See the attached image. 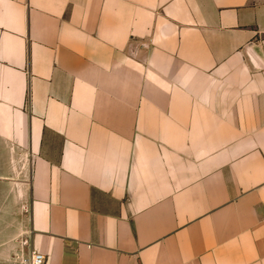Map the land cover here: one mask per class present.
Here are the masks:
<instances>
[{
  "label": "crops",
  "instance_id": "crops-1",
  "mask_svg": "<svg viewBox=\"0 0 264 264\" xmlns=\"http://www.w3.org/2000/svg\"><path fill=\"white\" fill-rule=\"evenodd\" d=\"M264 264V0H0V264Z\"/></svg>",
  "mask_w": 264,
  "mask_h": 264
},
{
  "label": "built area",
  "instance_id": "built-area-1",
  "mask_svg": "<svg viewBox=\"0 0 264 264\" xmlns=\"http://www.w3.org/2000/svg\"><path fill=\"white\" fill-rule=\"evenodd\" d=\"M44 256L40 253L31 250L26 259L23 260L22 264H44Z\"/></svg>",
  "mask_w": 264,
  "mask_h": 264
}]
</instances>
